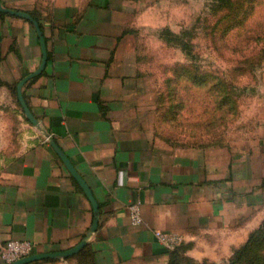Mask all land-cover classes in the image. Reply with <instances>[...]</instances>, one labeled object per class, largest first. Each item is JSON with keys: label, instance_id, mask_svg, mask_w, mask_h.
Segmentation results:
<instances>
[{"label": "crops", "instance_id": "0c3cea01", "mask_svg": "<svg viewBox=\"0 0 264 264\" xmlns=\"http://www.w3.org/2000/svg\"><path fill=\"white\" fill-rule=\"evenodd\" d=\"M0 6L30 15L45 48L42 70L21 86L36 127L11 90L37 68L40 42L29 20L0 11V104L22 119L10 151L9 122L0 114V242L27 240L34 254L85 239L88 264H164L168 251L153 230L179 234L189 256L216 263L244 243L255 222L245 221L246 212L260 200L261 141L194 147L155 134L153 85L138 76L129 35L131 0ZM48 138L90 189L92 232V205ZM136 201L142 221L132 225L127 206ZM70 257L29 264L83 262Z\"/></svg>", "mask_w": 264, "mask_h": 264}, {"label": "rangeland", "instance_id": "374dc122", "mask_svg": "<svg viewBox=\"0 0 264 264\" xmlns=\"http://www.w3.org/2000/svg\"><path fill=\"white\" fill-rule=\"evenodd\" d=\"M131 2L133 24L129 35L140 70L138 76L147 79L149 84L153 85L155 101L152 114L155 134L173 145L194 147L222 145L230 149L244 147L250 140L260 139L264 153V0H253L251 13L244 23L230 29L225 35H220L223 21L218 19L227 8L223 6L217 10L213 6L216 0H131ZM230 4L235 8L234 16L238 12L237 5H241L240 0H231ZM244 5L245 3L241 6ZM240 14L239 12L236 18ZM165 29L185 41L187 48H182L161 36ZM176 65L194 66L197 71L214 76L215 79L211 82L224 79L233 89L234 108L206 129L201 124L195 127L192 112L197 114L199 108L210 103L214 92L209 90L208 83L195 86L181 79L177 83V89L185 107L181 110L178 120L183 125L180 128L177 126L178 123L160 125L157 116L167 106L163 96L167 91L165 80L172 75V67ZM11 95L14 96L12 90ZM0 114L9 122L8 150L13 151L19 138L22 119L18 118V113L14 109L2 104ZM206 116L201 120H205ZM261 167L263 180L264 157ZM246 213L245 221L255 218L254 229L260 226L264 228V185L260 186L259 203ZM181 242L177 248L184 256L196 262L216 263L189 256L188 247ZM232 251L228 255H223L216 264H227ZM253 257L255 259L252 261ZM75 258L70 257L67 260L76 263L78 260L75 261ZM241 264H264V233Z\"/></svg>", "mask_w": 264, "mask_h": 264}, {"label": "trees", "instance_id": "16d2710c", "mask_svg": "<svg viewBox=\"0 0 264 264\" xmlns=\"http://www.w3.org/2000/svg\"><path fill=\"white\" fill-rule=\"evenodd\" d=\"M253 0H240V4H244V6L236 7V12L233 16V11H235L234 6H231V0H216L215 4L213 5L217 10L221 7H226V11L220 16L218 21H223L220 35H225L230 29L234 27L241 26L244 21L247 19L249 13H251V3ZM213 7V8H214ZM241 13L238 18H236ZM235 17V18H233ZM168 30H163L161 32V36H163L167 41L176 43L182 48H187L186 42L180 39L179 36H176L172 33H168ZM172 75L165 80V87L166 92L163 96H165V101L167 103L166 109L159 113L157 116V122L160 125L166 124L172 125L178 123V127L182 126L183 124L179 122L178 118L181 114V110L185 107V104L182 102L180 96H178V89L177 83L180 82L181 79L187 80L189 83L195 86H202L208 83V88L210 91L214 92L212 101L207 103L204 107L199 108L197 110V114L193 113V117L195 118V127H199L201 124L202 127L205 129L212 124L216 123L234 108V95L232 94V87L229 86V83L226 82L224 79H218L217 82H211L215 79L212 75H206L205 73L199 72L196 70L194 66L188 65H176L172 67ZM215 86V87H214ZM12 92L15 95V88H12ZM233 96V97H232ZM207 115V116H206ZM206 116L205 120H201L202 117ZM264 185V179L261 182V187ZM264 233L263 226L257 227L256 229L252 230L245 242L240 245L238 248L232 251V255L228 260L227 264H241L243 263L245 257L248 256L249 252L251 253L252 246L259 241L261 236ZM175 246L172 250L168 251L167 260L164 264H216L212 262H196L186 256H184L179 248ZM71 257H80L83 259L82 264H88V256L85 254L83 249H81L78 253ZM255 258H252V261ZM87 260V261H86ZM41 261H50L49 259H42ZM38 261L30 262L36 263ZM29 264V263H27Z\"/></svg>", "mask_w": 264, "mask_h": 264}, {"label": "water", "instance_id": "95a60500", "mask_svg": "<svg viewBox=\"0 0 264 264\" xmlns=\"http://www.w3.org/2000/svg\"><path fill=\"white\" fill-rule=\"evenodd\" d=\"M0 11L5 12V13H9L12 15H16V16H19V17H22V18L29 20L34 27L36 34L38 36L39 42H40L41 59H40V62L38 64L37 68L35 70H33L31 73H29L26 76H24L23 78H21L15 85V97H16V100L19 104V107H20L24 117L32 125L37 127L38 123H37L36 119L33 117V115L31 114L30 110L28 109V107L26 106V104L23 100V97L21 94V86L27 79H29L30 77H33L34 75L39 73L44 66L45 48H44L42 36H41L40 30H39V27H38L36 21L30 15L26 14L25 12L11 10V9H7V8H2L1 6H0ZM48 141H49L50 145L52 146L53 150L55 151V153L57 154V156L59 157V159L61 160V162L63 163V165L65 166V168L68 170V172L74 178V180L78 183L80 188L84 191V193L86 194V196L88 197V199L92 205V209L94 212V218L92 220V224H91V227L89 229V231L92 232L96 226V218H97L96 217V211H97V209H96V203L93 199V196L90 192V189L85 184L83 179L79 176V174L74 170L73 166L71 165L69 160L66 158V156L64 154H62V152L59 150V148L54 144V142L50 138H48ZM85 243H86V240L82 239L76 245H74L73 247H71L69 249L61 250V251H50V252L30 254L28 256L17 259L10 264H27V263L42 260V259H56V258H62L63 259V258H66L68 256H72L73 254H76L81 249V247L85 245Z\"/></svg>", "mask_w": 264, "mask_h": 264}, {"label": "built area", "instance_id": "2783aa9c", "mask_svg": "<svg viewBox=\"0 0 264 264\" xmlns=\"http://www.w3.org/2000/svg\"><path fill=\"white\" fill-rule=\"evenodd\" d=\"M128 219L130 224L137 225L141 223L139 202H132L127 206ZM155 240L166 250L170 251L177 246L182 237L179 234L153 230ZM32 245L27 240L8 239L0 242V260L3 264H10L13 261L31 254Z\"/></svg>", "mask_w": 264, "mask_h": 264}]
</instances>
